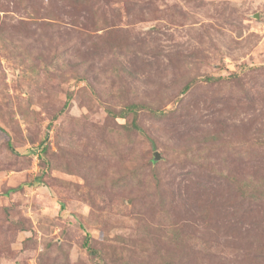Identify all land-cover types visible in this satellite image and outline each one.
I'll use <instances>...</instances> for the list:
<instances>
[{
	"label": "rangeland",
	"instance_id": "rangeland-1",
	"mask_svg": "<svg viewBox=\"0 0 264 264\" xmlns=\"http://www.w3.org/2000/svg\"><path fill=\"white\" fill-rule=\"evenodd\" d=\"M0 264H264V0H0Z\"/></svg>",
	"mask_w": 264,
	"mask_h": 264
},
{
	"label": "trees",
	"instance_id": "trees-1",
	"mask_svg": "<svg viewBox=\"0 0 264 264\" xmlns=\"http://www.w3.org/2000/svg\"><path fill=\"white\" fill-rule=\"evenodd\" d=\"M129 111H132V112H135L134 110L137 109V106L135 105H131L129 108ZM128 113V112H126ZM133 127L136 128V129H139L138 126L136 124H133ZM11 142V141H10ZM9 147H11V144L9 143ZM45 151V150H43ZM42 151V152H43ZM40 156L43 158V154H40ZM42 177H43V174L41 176H37L34 178V180L30 183V185H36V184H41L43 181H42ZM91 238V234H87L86 235V247L88 249V252L90 253V255L94 256L95 258H101L98 251L95 250L91 245H90V240Z\"/></svg>",
	"mask_w": 264,
	"mask_h": 264
},
{
	"label": "water",
	"instance_id": "water-1",
	"mask_svg": "<svg viewBox=\"0 0 264 264\" xmlns=\"http://www.w3.org/2000/svg\"><path fill=\"white\" fill-rule=\"evenodd\" d=\"M256 17H258V16H256ZM155 160H159L160 159V154L158 153V152H155Z\"/></svg>",
	"mask_w": 264,
	"mask_h": 264
}]
</instances>
